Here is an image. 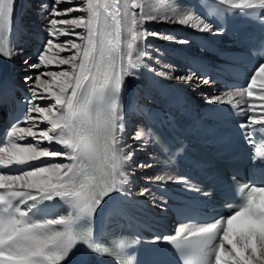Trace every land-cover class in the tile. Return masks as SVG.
<instances>
[{"label": "snow or ice", "instance_id": "snow-or-ice-1", "mask_svg": "<svg viewBox=\"0 0 264 264\" xmlns=\"http://www.w3.org/2000/svg\"><path fill=\"white\" fill-rule=\"evenodd\" d=\"M221 2L229 3L232 8L260 9L264 13V0ZM72 3L73 0H52L50 7L41 5L42 13H46L43 18L49 38L37 62L29 67L44 70L38 71L34 78L24 77L26 83H32L28 106L22 118L0 137V264H62L81 242L93 253L115 256L119 264H131L122 260L119 251L102 250L95 245L89 230H78L77 221L81 217L90 219L112 193L128 199L131 192L124 186L129 184V175L137 168L151 167L140 163L128 174L124 171V164L143 145L133 147L124 142L121 91L126 77L138 76L141 65L134 56L144 55L141 47H152L147 44L149 37L165 41L177 38L143 27L146 14L142 0H76L79 7H57ZM74 12L82 14L72 16ZM12 17L13 0H0V31L11 28ZM147 20L158 17L148 15ZM172 22L202 32L219 31L192 14L181 15ZM60 36L73 38L61 42ZM179 42L187 43L183 39ZM65 52L70 54L61 55ZM0 54L11 57L13 53L0 45ZM65 65L66 68L62 67ZM52 67L58 70H51ZM262 74L264 60L253 69L246 86L249 98L258 96L254 104L259 107L250 104L244 110L246 123L240 125L242 130L260 125L259 131L264 132V88L256 89L257 81H264ZM175 79L192 82L193 74ZM203 83L208 84L209 80L205 78ZM211 99L224 103L220 96ZM41 100L50 103H37ZM227 102L231 103V99ZM22 123L26 126L21 127ZM144 135L139 130L133 139L139 141ZM29 137L28 143L17 142ZM245 138H250L247 132ZM56 158H67L70 163L57 162ZM12 166H18L19 171L12 172ZM149 179L165 181L162 175ZM173 182L186 181L181 178ZM260 194H264V187L248 188L242 201L231 207L226 217L180 227L163 240L174 245L189 259V264L193 255L197 257L195 264H264V207L254 203ZM138 195L151 193L148 188H141ZM56 198L73 211L57 218L38 216L41 211L38 204ZM239 217H246L249 225L246 231L233 236L232 224Z\"/></svg>", "mask_w": 264, "mask_h": 264}, {"label": "bare ground", "instance_id": "bare-ground-1", "mask_svg": "<svg viewBox=\"0 0 264 264\" xmlns=\"http://www.w3.org/2000/svg\"><path fill=\"white\" fill-rule=\"evenodd\" d=\"M38 1L39 0H26V1L17 0V14H16L15 28L19 30L20 36L16 37L15 39L12 36L8 48L12 50L13 54L11 57H7L8 65L10 66V72L8 75L13 80L17 82L19 81L21 84L26 86L29 92H30V88L32 87V83L31 81L26 83L24 77L27 76L26 73L28 72V70L32 68L30 67L29 69L26 68V70H21L22 68H20V63H19L20 56L24 52L28 51L29 46L31 47V45H33L32 43H34L35 45L34 49H36V46H38L39 44L42 45L40 43V40H43L44 34H46L47 39L49 38L48 32H45V30L43 29L44 26L41 27L35 18L30 19L29 16L28 17H26V15L23 16V13L25 12L24 6L25 7L29 6L31 3L33 2L37 3ZM154 1L156 0H142V3L144 4L143 11L146 14L143 27L151 32L174 35L177 39L174 41H165L153 37L154 42L161 43L162 45H159L160 46L159 47L154 43L147 42V44H150L152 47L151 48L141 47L140 51L143 52L144 55L139 57L136 56L134 57H136L142 63V65H144L147 69L153 71L154 73L158 74L160 72H164L166 75L162 77L176 84L178 87L186 90L189 94L199 99L200 101L205 102L206 104L219 103L218 101L215 102L214 100L207 101L205 98V93L207 92L208 87H210L209 90L212 88L211 85L204 84L203 81L199 80L194 75L192 82L178 81L175 79V77L179 75H186L189 73L192 74L188 66L179 60V54L183 51L186 52L196 51L197 49L194 39L197 36L210 35V37H214L215 39H221V36L214 32H202L199 29L192 28L190 25H180L179 23L172 22L176 20L179 16L184 14H192L196 16L192 12V10L190 9V7L188 6L185 0H173V2L171 0H163V2L161 1L160 3V7L159 4L155 3ZM234 2H240V0H234ZM245 2L256 3L258 2V0H245ZM72 4L74 7L80 6L79 4L76 3V0H73ZM161 4L166 5L164 9L161 6ZM60 6L58 5L57 7L59 8ZM137 11L139 12L140 10L138 9ZM75 13H77L76 15L82 14L80 12H75ZM148 15L156 16L158 17V20H147ZM43 17L44 15L40 16V19L41 21L45 22ZM57 18H61V17H57ZM76 31L81 32L83 30L76 29ZM14 34L16 33L14 32ZM179 34L180 37L177 36ZM70 38L73 37L60 36L59 41L62 42ZM150 39L151 37L148 38V40ZM181 39L186 40L187 43H180L179 40ZM163 45L170 46L173 49H175V51L165 52L163 50ZM155 49H159L160 52H156ZM69 54L70 53L65 52L62 53L61 55H69ZM62 67L66 68L67 66L65 65ZM51 70H58V69L52 67ZM262 82L264 84V81ZM129 87H130V83L128 82L126 85V92L124 94L121 103L125 117L124 142L126 144L133 145V147H137L138 145H143V146L139 147V149L134 153L133 158L124 164V171L126 174H128L131 169L136 168V165L140 163L150 164L151 167H147L144 169L137 168L134 173H131L129 175V184H126L124 186L125 190L131 192V196L128 199L123 198V196L120 193H115V194H117L118 196L121 195L122 198L124 199L126 207L134 213H139L141 215V218L143 219L147 218L150 222L157 225L162 230H166L167 228H170V231L172 230L177 231L180 227H177L174 224H172L171 216H169L168 213L158 204V201L161 199L160 194L158 192V188L163 186L164 182L177 180L178 177L175 175L174 171L171 169L168 163L155 151L151 139L146 133V130L139 123L137 117L128 109L131 102L134 103L137 100H143V99L145 100L147 98V94L141 89L132 86L134 89V93L128 95ZM204 90L205 92H203ZM236 93H240V92H236ZM214 94L215 97L220 96L223 101H228L229 99L235 100L237 97L240 96L241 93L239 95H233L235 93H222L216 91L214 92ZM37 103L44 105L49 102L41 100V101H37ZM256 107H259V105H256ZM134 121L137 122L138 125V129L136 130L137 131L143 130L145 134L144 136L141 137L139 141L133 139L134 134L137 131H133L131 136H125V134L129 131V128L132 126ZM24 126L26 125L23 124L21 127ZM40 127H44V125L41 124ZM30 140L31 138L29 137L27 140L17 141V142L23 144V143H28ZM145 141L147 142L145 143ZM43 146H48L49 148L56 147L58 149L62 147L60 145H43ZM127 150L128 149H125V151ZM56 159L57 162L70 163V161L67 158H56ZM157 175L164 176L165 181L153 182L152 180L149 179ZM168 177H172V180H168L167 179ZM136 181L137 183H135ZM141 188H148L151 195L139 196L138 193ZM141 199H147L150 201L151 210L149 211L142 210L134 205V201ZM127 200H131L132 203H128ZM183 226L186 225H182L181 227ZM235 234H233V236H235Z\"/></svg>", "mask_w": 264, "mask_h": 264}, {"label": "rangeland", "instance_id": "rangeland-1", "mask_svg": "<svg viewBox=\"0 0 264 264\" xmlns=\"http://www.w3.org/2000/svg\"><path fill=\"white\" fill-rule=\"evenodd\" d=\"M24 1H26V0H24ZM161 1L163 2V0H156V1H154L155 3H158L159 4V7H160V3H161ZM172 2H173V0H171ZM42 4H45V5H48L49 7L51 6V4H52V0H39L37 3L36 2H33V3H31L29 6H24V10H25V12L23 13V11H22V13H23V16H25L26 15V17H28L29 16V18L30 19H32V18H35L36 19V21L39 23V25L42 27V26H44L43 27V29L45 30V32H48L47 30H46V26H45V22L44 21H41V19H40V16H43V15H45L46 13H42V11H41V5ZM60 6V5H59ZM68 6H73V4L72 5H68V4H64V5H61L60 7H68ZM161 6L163 7V9H164V7L166 6V5H163V4H161ZM59 7V8H60ZM76 14L77 13H72L71 15L72 16H76ZM154 30V29H153ZM178 37H180V34L179 35H177ZM181 36H182V34H181ZM43 40L44 41H46L47 40V37H46V34H44V36H43ZM147 42H150V43H154V44H156L157 46H159V45H162L161 43H157V42H154V39H153V37H151V39L150 40H148ZM33 45H34V43H32ZM42 44L43 45H38V46H36V51L37 52H40L41 51V49L44 47V44H45V42H42ZM35 46V45H34ZM160 47V46H159ZM179 48H181V47H179ZM184 48V47H183ZM30 49V46H29V48H28V51H26V52H24L21 56H20V68H22L21 70H26V68L27 69H29L30 67H28L30 64H33V63H36L37 62V56H38V54L39 53H34L33 54V51ZM163 50L166 52V51H175V49H173L172 47H170V46H165V45H163ZM28 61V63L26 64L25 63V61ZM44 69L43 68H41V69H39V70H36V69H29L28 70V72L26 73L27 74V76L28 75H30V76H32L33 78L35 77V75L37 74V72L38 71H43ZM44 79H47V77H44ZM19 82V81H18ZM20 83V82H19ZM21 84V83H20ZM23 85V84H22ZM26 87V86H25ZM210 87H208V89H209ZM26 89H27V87H26ZM203 92H205V90L203 91ZM214 92V91H213ZM205 95H206V93H205ZM206 97V100L207 101H211L212 99L211 98H209L208 96H205ZM49 102V101H48ZM50 103V102H49ZM136 129H138V125H137V122H135L134 121V123L132 124V126L129 128V131L125 134V136H131L132 135V133H133V131H137ZM137 178V177H136ZM138 181V180H137ZM137 181L135 182V183H137Z\"/></svg>", "mask_w": 264, "mask_h": 264}]
</instances>
